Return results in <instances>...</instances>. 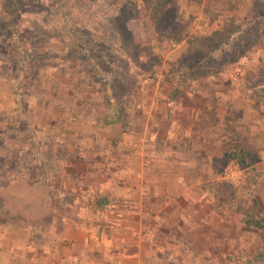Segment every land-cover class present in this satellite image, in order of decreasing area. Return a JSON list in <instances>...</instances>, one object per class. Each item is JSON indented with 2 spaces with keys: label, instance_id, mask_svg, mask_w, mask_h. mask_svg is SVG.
<instances>
[{
  "label": "rangeland",
  "instance_id": "rangeland-1",
  "mask_svg": "<svg viewBox=\"0 0 264 264\" xmlns=\"http://www.w3.org/2000/svg\"><path fill=\"white\" fill-rule=\"evenodd\" d=\"M164 1L155 31L140 0H0V29L10 19L19 36L16 46L0 43V222L16 216L43 226L107 193L102 216L84 220L103 228L114 219L109 204H131L113 191L125 178L103 162L104 148L119 147L103 132L147 126L161 147L195 163L199 180L182 207L185 218L176 219L185 231L157 243L152 264H264V231L242 225L235 212L251 197L264 211V0ZM112 7L121 10L110 25ZM176 23L188 30L179 41L170 36ZM96 39L111 49L106 56L121 80L137 87L126 126L103 123L88 80L82 55ZM228 147L250 150L258 161L244 170L229 161L214 174L212 161L219 168ZM227 167L237 182L222 178ZM104 175H111L101 183L108 188L98 184ZM87 176L89 194L76 201L74 184ZM217 181L232 194L215 195Z\"/></svg>",
  "mask_w": 264,
  "mask_h": 264
},
{
  "label": "crops",
  "instance_id": "crops-1",
  "mask_svg": "<svg viewBox=\"0 0 264 264\" xmlns=\"http://www.w3.org/2000/svg\"><path fill=\"white\" fill-rule=\"evenodd\" d=\"M253 123L251 110L245 119L246 128L252 129ZM146 127L135 132H103L107 144L119 143V147L104 148L108 152L103 162L110 171L116 170L112 175L124 176L122 184L113 183V191L120 195L118 200L131 203L129 206L109 204L114 219H107L104 227L97 229L84 220L102 216L99 211H106L103 207L111 201L107 193L91 196L87 200L90 204L85 209L77 207L70 218L52 214L43 226L11 217L0 222V264H152L156 244L185 231L176 219L185 218L182 207L192 201L189 194L197 189L199 180L195 163L177 159L172 147H161L156 132ZM199 151L200 145L192 153ZM110 176L104 175L98 184L108 188L101 183L109 181ZM79 182L72 193L76 201L83 199L84 192L89 194L87 188L91 186L89 176ZM111 182L109 187L113 186ZM97 201L103 205H97ZM152 221L155 229L149 227ZM163 226H167L165 230Z\"/></svg>",
  "mask_w": 264,
  "mask_h": 264
},
{
  "label": "trees",
  "instance_id": "trees-1",
  "mask_svg": "<svg viewBox=\"0 0 264 264\" xmlns=\"http://www.w3.org/2000/svg\"><path fill=\"white\" fill-rule=\"evenodd\" d=\"M140 3L145 10L148 21L155 31H157L159 22L166 11L167 4L164 0H140ZM120 10L113 7L110 9V14L105 17L108 24L111 25L114 20L119 18ZM184 26V23L173 24L170 36L174 41L183 39V36L187 34L188 30L182 29ZM13 27V21L8 19L4 27L0 29V43L7 42L10 39L13 46L17 45L19 36ZM177 28H180V33L175 38L173 34L176 33ZM68 45L70 52L75 54L77 43L70 41ZM110 50L103 41L96 39L94 44L84 50L82 60L84 67L87 68L88 80L94 86V90H96L103 105V123L107 125L119 123L122 126H126L134 121L130 107L136 95L137 87L127 81L121 80L124 74L123 71L117 62L109 60L106 56ZM222 158L219 168L216 166V161H212V171L214 174H219L229 161L237 164L243 170L258 161L254 152L242 147H228ZM213 188V192L217 196L228 197L232 194L231 185H226L224 181H217ZM96 204L103 205L102 201H97ZM235 212L238 214L242 225L264 231V211L261 210L254 197L250 198L246 206L236 207Z\"/></svg>",
  "mask_w": 264,
  "mask_h": 264
},
{
  "label": "built area",
  "instance_id": "built-area-1",
  "mask_svg": "<svg viewBox=\"0 0 264 264\" xmlns=\"http://www.w3.org/2000/svg\"><path fill=\"white\" fill-rule=\"evenodd\" d=\"M230 167H227L225 170H224V173H223V175H221L222 176V178L223 179H225V180H231V181H233V182H237V179L236 178H232V177H230Z\"/></svg>",
  "mask_w": 264,
  "mask_h": 264
}]
</instances>
